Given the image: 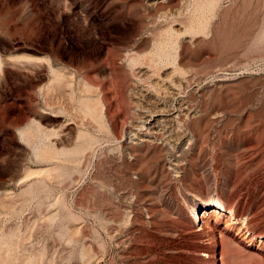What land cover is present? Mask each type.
Here are the masks:
<instances>
[{"label": "rangeland", "instance_id": "obj_1", "mask_svg": "<svg viewBox=\"0 0 264 264\" xmlns=\"http://www.w3.org/2000/svg\"><path fill=\"white\" fill-rule=\"evenodd\" d=\"M194 11L0 0V264H264V0H219L190 29ZM210 194L228 211L196 222Z\"/></svg>", "mask_w": 264, "mask_h": 264}, {"label": "bare ground", "instance_id": "obj_2", "mask_svg": "<svg viewBox=\"0 0 264 264\" xmlns=\"http://www.w3.org/2000/svg\"><path fill=\"white\" fill-rule=\"evenodd\" d=\"M218 3H219V0H194L195 16L193 18H191V22L197 24V26L193 27V25H191L192 28H190V29H195V28H198L199 26L201 27L202 25L205 26L204 25V22H205L204 20L207 19V16H208L209 12L211 13L212 11H214L216 9ZM208 20H209V18H208ZM207 22H206V26H208ZM167 32L169 34V37L167 38V40H165V41L163 40L162 41L161 40L162 38H161L160 40H157L155 42V48L150 53L151 54V59L150 60L152 62L158 63V62H164L166 60H169L171 58V56L173 55L174 51H176L177 47L179 46V42H178L177 36H175L173 28L172 27L169 28V30ZM36 59H39V57L36 58ZM174 59H175V57H174ZM31 61L35 62L36 60H31ZM137 61L138 60H136V62ZM168 63H169V61H168ZM175 63H176V61H175ZM178 63L179 62H177V64ZM0 65H2V62H1ZM51 68H52L51 70L57 75L58 74V70L53 68V67H51ZM179 68H181V67H179ZM176 69H178V68H176ZM181 70L183 72V68ZM58 76H60V75H58ZM58 78H60V77H58ZM60 81H62V80H59V82ZM180 113L181 112H179V114L178 113L177 114L180 115ZM184 114H186V113L184 112ZM184 114H183V116H184ZM156 116H161V117H154L153 119L150 120V123L153 121V127L161 124L164 121V118H163L164 116H162V112L158 113ZM180 118H183V117H180ZM178 122H179V120H178ZM20 132L23 135H27V136H29L32 139V144H33L32 147H33L34 152L36 153V155L38 157H41V158H43L44 160H47V161H51V160H53V158L59 157V155H58L59 153L56 152L55 150H53V147L51 146V143H50L51 133L49 131H46V130L42 129V127L40 125H31L29 127L21 129ZM142 140L145 141L146 143L151 142V140L148 137L144 138ZM158 148H160V147H158ZM190 208H191V216L193 217V219L196 222L200 221V208H203L205 210V212H204L205 215H210L211 213H215V212L221 213L222 211H228V209L225 206V203L221 199H219L218 197H215L214 195H211V194L208 196L207 199H201L199 201H196V200L192 199L191 202H190ZM229 213L231 214V216H233V211L232 210H230ZM19 246L20 245H18V247Z\"/></svg>", "mask_w": 264, "mask_h": 264}]
</instances>
